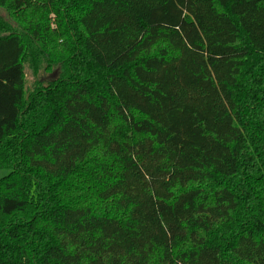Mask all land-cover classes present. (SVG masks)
Wrapping results in <instances>:
<instances>
[{
    "label": "trees",
    "instance_id": "16d2710c",
    "mask_svg": "<svg viewBox=\"0 0 264 264\" xmlns=\"http://www.w3.org/2000/svg\"><path fill=\"white\" fill-rule=\"evenodd\" d=\"M0 8V264H264V0Z\"/></svg>",
    "mask_w": 264,
    "mask_h": 264
},
{
    "label": "rangeland",
    "instance_id": "374dc122",
    "mask_svg": "<svg viewBox=\"0 0 264 264\" xmlns=\"http://www.w3.org/2000/svg\"><path fill=\"white\" fill-rule=\"evenodd\" d=\"M0 16L1 17H6L7 15L5 14V12L0 8ZM26 73H27V86L29 87L33 81V78L34 76L32 75V69L31 67L28 68L26 67ZM55 73V72H53ZM53 73H52V76H53ZM49 76V74H44L43 71H42V68H40V72L38 74V78L42 79V78H45V79H48V78H52L51 76L50 77H47ZM188 118H186L185 116H181V115H177L175 117V126H177V131H178V128L179 129H188L187 127V124L189 122ZM9 173V170L8 169H0V178L4 177L5 175H7Z\"/></svg>",
    "mask_w": 264,
    "mask_h": 264
}]
</instances>
